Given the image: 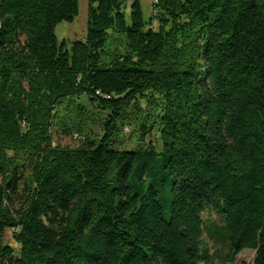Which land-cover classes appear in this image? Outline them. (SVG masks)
Returning <instances> with one entry per match:
<instances>
[{
  "label": "trees",
  "instance_id": "trees-1",
  "mask_svg": "<svg viewBox=\"0 0 264 264\" xmlns=\"http://www.w3.org/2000/svg\"><path fill=\"white\" fill-rule=\"evenodd\" d=\"M78 13L0 0V264H264V0Z\"/></svg>",
  "mask_w": 264,
  "mask_h": 264
},
{
  "label": "rangeland",
  "instance_id": "rangeland-1",
  "mask_svg": "<svg viewBox=\"0 0 264 264\" xmlns=\"http://www.w3.org/2000/svg\"><path fill=\"white\" fill-rule=\"evenodd\" d=\"M141 1V7L143 12V18L145 20H148L152 14V3L151 1L145 2L146 0H140ZM126 14H129V4L126 9ZM87 27H88V0H79V13L75 17V19L72 22L63 21L57 25L55 28V34L57 37V40L59 43L62 41H72V40H85L87 35ZM88 126L89 123L87 124ZM97 126L93 127L96 128ZM59 132V129H58ZM125 133V140L126 143L123 144L122 147L128 146L129 148H133V146L143 143L144 141H148L149 135H144V137L141 135L142 132H136L132 136V127L127 126L124 130ZM151 139L156 138L157 142L159 144L161 143L159 139V134L157 132V129H153L151 132ZM130 136V137H129ZM144 138V139H142ZM81 140V136L78 134L73 135V137L70 136H64L59 135V142L61 144H68V145H76ZM203 219L204 220H214L218 221V216L213 212H210L209 210L204 211L203 213ZM214 248H212V251L214 252ZM254 258V250L245 248L241 250L234 258L232 262H223L220 258L215 257L213 260V264H252Z\"/></svg>",
  "mask_w": 264,
  "mask_h": 264
},
{
  "label": "crops",
  "instance_id": "crops-1",
  "mask_svg": "<svg viewBox=\"0 0 264 264\" xmlns=\"http://www.w3.org/2000/svg\"><path fill=\"white\" fill-rule=\"evenodd\" d=\"M149 1H151V3H152L153 0H146L145 2H149ZM140 2H141V1H140Z\"/></svg>",
  "mask_w": 264,
  "mask_h": 264
}]
</instances>
